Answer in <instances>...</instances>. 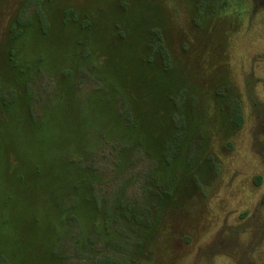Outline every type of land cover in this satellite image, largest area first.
<instances>
[{
	"label": "rangeland",
	"instance_id": "374dc122",
	"mask_svg": "<svg viewBox=\"0 0 264 264\" xmlns=\"http://www.w3.org/2000/svg\"><path fill=\"white\" fill-rule=\"evenodd\" d=\"M0 264H264V0H0Z\"/></svg>",
	"mask_w": 264,
	"mask_h": 264
}]
</instances>
